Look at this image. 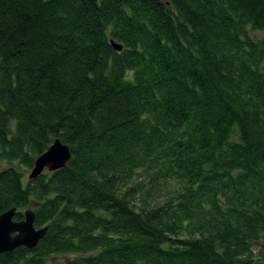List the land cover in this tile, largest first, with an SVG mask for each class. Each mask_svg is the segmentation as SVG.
<instances>
[{"label": "trees", "instance_id": "1", "mask_svg": "<svg viewBox=\"0 0 264 264\" xmlns=\"http://www.w3.org/2000/svg\"><path fill=\"white\" fill-rule=\"evenodd\" d=\"M12 208L47 232L0 264H264V0H0Z\"/></svg>", "mask_w": 264, "mask_h": 264}, {"label": "water", "instance_id": "2", "mask_svg": "<svg viewBox=\"0 0 264 264\" xmlns=\"http://www.w3.org/2000/svg\"><path fill=\"white\" fill-rule=\"evenodd\" d=\"M160 1V0H158ZM117 51L122 50L121 45L112 42ZM56 139L52 145L41 154L35 161L34 167L30 172V180L38 178L44 172H55L64 168L72 158L69 147ZM17 210L12 208L0 215V255L12 252L14 249L25 247L35 248L40 240L45 236L47 227L35 228V214L28 209L24 212V220L16 221Z\"/></svg>", "mask_w": 264, "mask_h": 264}, {"label": "rangeland", "instance_id": "3", "mask_svg": "<svg viewBox=\"0 0 264 264\" xmlns=\"http://www.w3.org/2000/svg\"><path fill=\"white\" fill-rule=\"evenodd\" d=\"M30 172L26 175V179L29 178ZM65 259L66 258H64V256H54V257H52L48 261V264H59V263H63Z\"/></svg>", "mask_w": 264, "mask_h": 264}]
</instances>
